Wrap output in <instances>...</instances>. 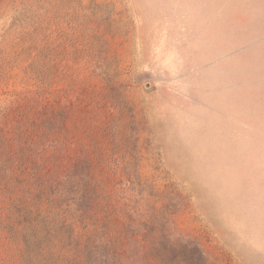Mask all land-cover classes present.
I'll return each mask as SVG.
<instances>
[{
  "label": "rangeland",
  "instance_id": "obj_1",
  "mask_svg": "<svg viewBox=\"0 0 264 264\" xmlns=\"http://www.w3.org/2000/svg\"><path fill=\"white\" fill-rule=\"evenodd\" d=\"M54 219L264 264V0H0V264H69Z\"/></svg>",
  "mask_w": 264,
  "mask_h": 264
},
{
  "label": "trees",
  "instance_id": "obj_2",
  "mask_svg": "<svg viewBox=\"0 0 264 264\" xmlns=\"http://www.w3.org/2000/svg\"><path fill=\"white\" fill-rule=\"evenodd\" d=\"M55 176H58V174H55ZM55 180L57 182L60 181L59 179H55ZM53 183L54 182L52 181L51 184ZM51 184H49L48 186H50ZM62 195L63 193H61V190L59 191V187L58 185H56V188L54 189V192H53V196L50 197V200L54 202V207H56L54 214L56 212H61L62 214H64L65 218H67V215H69L72 217V219L76 223L77 222L83 223V219L86 217V211L81 210L80 208L79 209L75 208L71 210L68 204L60 205L59 203L62 202L61 201ZM57 220L63 222L67 226V228H69L68 237L70 240V244L68 245L70 246L68 247L71 249L70 251L71 256H66L69 264H99L100 262L99 258L96 256V252H98L99 244L96 239H98L97 238L98 237V234H97L98 227L102 225L99 224L98 227H95V225H93V229L90 232H88L86 229L85 231H87L88 236L85 237L83 242H79L80 235L75 234L73 221L71 223L69 222L68 224L66 223L65 219L63 220L54 219L53 222H56ZM159 240L160 239H157L155 242L152 241V248L155 249V252H153V254H154V257L157 263L159 264H194V243L192 244L191 242H189L185 244H180V247H179L180 250H179L178 255L174 256L173 258H169L165 256L167 254V248L165 247V242H162ZM171 249L176 252V249L174 248H171ZM162 250H165V252ZM132 257H133V254L131 253L128 256L115 253V257L110 258L111 259L110 264H136V259ZM144 259H146V257L143 258V260ZM106 263L108 264V262Z\"/></svg>",
  "mask_w": 264,
  "mask_h": 264
}]
</instances>
